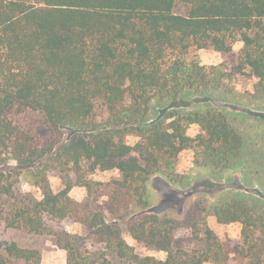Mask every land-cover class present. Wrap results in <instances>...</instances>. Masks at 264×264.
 Instances as JSON below:
<instances>
[{
	"label": "trees",
	"instance_id": "16d2710c",
	"mask_svg": "<svg viewBox=\"0 0 264 264\" xmlns=\"http://www.w3.org/2000/svg\"><path fill=\"white\" fill-rule=\"evenodd\" d=\"M178 4L185 14L174 11ZM235 42L243 44L238 53ZM190 48L221 53L232 71L186 61ZM244 69L257 79L253 92L226 100L224 80ZM199 95L226 104L186 111ZM26 115L45 136L19 124ZM248 118L262 123L260 131ZM184 150L213 177L250 163L264 191V0H0V220L7 228L53 236L66 264H264V207L245 195L222 191L210 204H192L181 220L149 211L151 177L184 184L175 171ZM96 170L120 175L95 191L103 206L91 201L86 181ZM21 175L40 198L21 191ZM50 175L63 183L58 193ZM75 186L86 188L85 201L70 197ZM209 217L240 224V240L222 244ZM69 221L82 232L61 227ZM124 234L165 259L140 256ZM180 234L196 249L174 250ZM3 250L23 264L40 259L15 243Z\"/></svg>",
	"mask_w": 264,
	"mask_h": 264
},
{
	"label": "rangeland",
	"instance_id": "374dc122",
	"mask_svg": "<svg viewBox=\"0 0 264 264\" xmlns=\"http://www.w3.org/2000/svg\"><path fill=\"white\" fill-rule=\"evenodd\" d=\"M174 11L178 14H185L186 8L182 5H176ZM243 44L241 42H235L232 46L233 51L238 53ZM186 61H196L204 67H216L213 71H226L229 73L231 70V64L228 62L225 56L221 53L210 49H197L190 48L188 53L184 56ZM244 72L240 74H234L230 78L224 80L223 84V97L226 96V100H230L232 96L235 98H241L246 93H252L254 85L257 79L251 76L249 70L244 69ZM221 93L218 92L217 95ZM231 94V96H230ZM225 95V96H224ZM198 100L199 103H194ZM244 102V100H243ZM184 103V102H180ZM185 104L188 106L184 109L186 111L204 109L206 106L213 108H222L226 103L216 102L209 100L207 96H196L195 98L188 100ZM244 104V103H241ZM245 105V104H244ZM228 110H235L227 106ZM249 123L254 124L257 131H260L262 123L256 125V121L247 119ZM36 118L33 115H26L21 117L18 122L21 126L31 128L34 133L41 136H45V131L41 129V125L36 123ZM254 127V126H252ZM199 132V128L196 125H191L187 129V134L190 137H195ZM136 142V138L128 137L127 143L133 145ZM15 162L11 161L9 167L15 170ZM175 171L178 175L184 177V184L182 186H172L165 182L160 176H153L149 180L148 187V202L150 203L149 211L158 215L159 217L171 218L181 220L188 208L197 201H205L207 204L212 203L214 196L222 191H234L240 195H245L248 199L257 201L262 207H264V191L260 189L256 182V176L254 174V168L249 163L244 166H238L234 169L224 171L214 177L210 175L207 169L197 167L193 163V152L191 150H184L178 156ZM120 175L116 170L100 171L96 170L94 173L86 176V181L92 183L94 191L91 201L95 202L98 206L102 205V202L106 200L105 197H97L95 191L99 189V184L108 183L112 180L119 179ZM49 183L54 193H58L63 189L62 181L54 177L49 176ZM20 189L22 192L31 193L36 198H40V192L32 187L28 183V178L25 176L19 177ZM69 195L77 202H83L88 195L86 188L83 186L73 187ZM101 203V204H100ZM140 212V211H136ZM208 226L215 233L217 238L225 246L235 243L240 240L241 237V225L233 223L229 225H221L216 223L212 217L206 220ZM65 230L70 233H81L82 229L79 225L69 222H63L61 224ZM124 239L132 246L137 254L140 256H152L156 259H165L166 254L152 250L142 244L135 242L129 235L124 234ZM15 243L17 246L26 249H34L39 253V261L37 264H66V254L63 250L59 249L56 245L55 238L51 235H33L26 234L17 229L7 228L2 220H0V264L1 259L5 261V264H23L13 259H7L4 254V247L6 244ZM173 249L193 250L196 249L194 239L187 234H180L173 243ZM36 264V263H33ZM203 264H214L212 262H205ZM227 264H231L228 262Z\"/></svg>",
	"mask_w": 264,
	"mask_h": 264
}]
</instances>
